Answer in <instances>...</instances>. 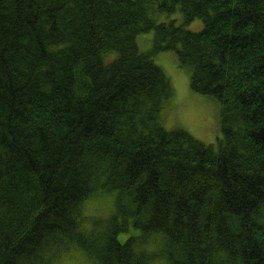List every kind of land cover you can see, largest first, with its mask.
Listing matches in <instances>:
<instances>
[{
  "label": "trees",
  "instance_id": "16d2710c",
  "mask_svg": "<svg viewBox=\"0 0 264 264\" xmlns=\"http://www.w3.org/2000/svg\"><path fill=\"white\" fill-rule=\"evenodd\" d=\"M166 49L216 143L165 127ZM70 260L264 264V0H0V264Z\"/></svg>",
  "mask_w": 264,
  "mask_h": 264
},
{
  "label": "rangeland",
  "instance_id": "374dc122",
  "mask_svg": "<svg viewBox=\"0 0 264 264\" xmlns=\"http://www.w3.org/2000/svg\"><path fill=\"white\" fill-rule=\"evenodd\" d=\"M154 17L156 21L174 20L176 23H183L187 29L194 31L203 27V20L200 17L184 22L179 9L172 12L155 11ZM152 36V30L136 36L140 51L150 48ZM114 55L115 52L108 54L107 58ZM154 60L163 68L174 90L164 119L165 127L168 129L184 127L200 141L216 143L221 136L218 116L219 103L190 87L188 70L178 64L175 50L166 49L159 51L154 55ZM112 207L113 205L109 198L93 199L85 203L83 212L88 217L105 216ZM64 264H78V262L70 260Z\"/></svg>",
  "mask_w": 264,
  "mask_h": 264
}]
</instances>
